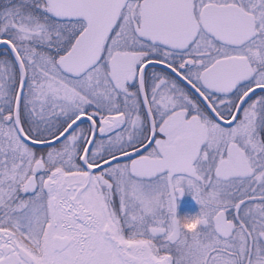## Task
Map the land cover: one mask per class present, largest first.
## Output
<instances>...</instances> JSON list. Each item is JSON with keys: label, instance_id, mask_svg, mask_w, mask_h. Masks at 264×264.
I'll return each mask as SVG.
<instances>
[{"label": "snow or ice", "instance_id": "obj_1", "mask_svg": "<svg viewBox=\"0 0 264 264\" xmlns=\"http://www.w3.org/2000/svg\"><path fill=\"white\" fill-rule=\"evenodd\" d=\"M0 264H264V0H2Z\"/></svg>", "mask_w": 264, "mask_h": 264}, {"label": "flooded vegetation", "instance_id": "obj_2", "mask_svg": "<svg viewBox=\"0 0 264 264\" xmlns=\"http://www.w3.org/2000/svg\"><path fill=\"white\" fill-rule=\"evenodd\" d=\"M2 2V0H0ZM199 213V205L193 199L192 195L185 191L183 197L177 201V215L178 217L194 216Z\"/></svg>", "mask_w": 264, "mask_h": 264}]
</instances>
